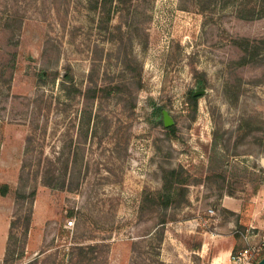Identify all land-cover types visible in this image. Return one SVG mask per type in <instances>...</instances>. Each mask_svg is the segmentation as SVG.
<instances>
[{
  "label": "rangeland",
  "instance_id": "374dc122",
  "mask_svg": "<svg viewBox=\"0 0 264 264\" xmlns=\"http://www.w3.org/2000/svg\"><path fill=\"white\" fill-rule=\"evenodd\" d=\"M100 8L0 0V264H187L174 225L264 189V0Z\"/></svg>",
  "mask_w": 264,
  "mask_h": 264
},
{
  "label": "crops",
  "instance_id": "0c3cea01",
  "mask_svg": "<svg viewBox=\"0 0 264 264\" xmlns=\"http://www.w3.org/2000/svg\"><path fill=\"white\" fill-rule=\"evenodd\" d=\"M221 210L231 216L225 217ZM173 228L183 234L178 256L187 264H231L233 256L247 246L248 235L264 232V189L251 199L225 195L215 209L205 208ZM200 243L201 248H195ZM170 256L175 258L177 252Z\"/></svg>",
  "mask_w": 264,
  "mask_h": 264
},
{
  "label": "trees",
  "instance_id": "16d2710c",
  "mask_svg": "<svg viewBox=\"0 0 264 264\" xmlns=\"http://www.w3.org/2000/svg\"><path fill=\"white\" fill-rule=\"evenodd\" d=\"M96 1H97L98 5H101L100 10L103 13L107 10L106 9L107 4H111V3L113 4L114 1H117L119 5H122V4H125L127 2V0H125V2H124V0H96ZM110 11H111V8L108 10V12H110ZM247 50H248V48H247ZM64 78H65L66 81H70L71 80V78H70V76L68 74L65 75ZM68 94L71 95L70 92H68ZM192 96L194 98V101H196V99L199 97L198 95H195V93ZM171 129L174 131V128L173 127H171ZM216 151H217V148L215 147V153L216 154L214 156H211L210 157V163H209L208 168H207V172L208 173L215 172V170L217 168H224V167L227 166V161H225L223 159L224 157H222V155H220ZM174 173L175 172H172V175H174ZM172 181H173V179L171 180V182ZM261 181L264 182V176L263 175L261 176ZM173 184H174V181H173ZM173 184L170 185V187H164V189L162 191L163 193L160 192L159 195L157 196L159 198L158 199H157V197L152 198L151 199V202L154 203L155 205H161V206H164V207L169 206L174 201V199H175V196H176L175 191L178 190L175 187V185H173ZM35 194H36V192L33 191L32 192V196H34ZM162 225L165 226L166 225V222H163ZM194 246H195V248L200 249L201 248V243L200 244H195Z\"/></svg>",
  "mask_w": 264,
  "mask_h": 264
},
{
  "label": "built area",
  "instance_id": "2783aa9c",
  "mask_svg": "<svg viewBox=\"0 0 264 264\" xmlns=\"http://www.w3.org/2000/svg\"><path fill=\"white\" fill-rule=\"evenodd\" d=\"M210 213L214 212L211 210ZM253 235L247 236V246L233 256L231 264H255L264 256V232Z\"/></svg>",
  "mask_w": 264,
  "mask_h": 264
},
{
  "label": "water",
  "instance_id": "95a60500",
  "mask_svg": "<svg viewBox=\"0 0 264 264\" xmlns=\"http://www.w3.org/2000/svg\"><path fill=\"white\" fill-rule=\"evenodd\" d=\"M256 264H264V256Z\"/></svg>",
  "mask_w": 264,
  "mask_h": 264
}]
</instances>
